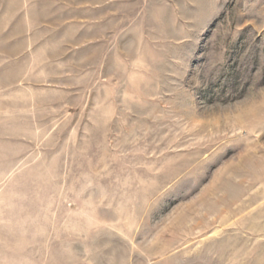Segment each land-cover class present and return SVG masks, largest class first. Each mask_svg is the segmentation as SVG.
<instances>
[{"label":"rangeland","instance_id":"374dc122","mask_svg":"<svg viewBox=\"0 0 264 264\" xmlns=\"http://www.w3.org/2000/svg\"><path fill=\"white\" fill-rule=\"evenodd\" d=\"M0 264H264V0H0Z\"/></svg>","mask_w":264,"mask_h":264},{"label":"crops","instance_id":"0c3cea01","mask_svg":"<svg viewBox=\"0 0 264 264\" xmlns=\"http://www.w3.org/2000/svg\"><path fill=\"white\" fill-rule=\"evenodd\" d=\"M37 53H35V55H36Z\"/></svg>","mask_w":264,"mask_h":264}]
</instances>
